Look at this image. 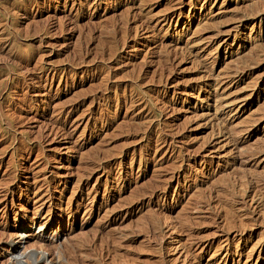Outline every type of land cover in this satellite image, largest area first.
Masks as SVG:
<instances>
[{
	"label": "rangeland",
	"instance_id": "374dc122",
	"mask_svg": "<svg viewBox=\"0 0 264 264\" xmlns=\"http://www.w3.org/2000/svg\"><path fill=\"white\" fill-rule=\"evenodd\" d=\"M263 198L264 0H0V264H264Z\"/></svg>",
	"mask_w": 264,
	"mask_h": 264
},
{
	"label": "bare ground",
	"instance_id": "6f19581e",
	"mask_svg": "<svg viewBox=\"0 0 264 264\" xmlns=\"http://www.w3.org/2000/svg\"><path fill=\"white\" fill-rule=\"evenodd\" d=\"M141 17H142V16H141ZM123 22H124V21H123ZM120 26H121V25H120ZM242 179H243V178H242ZM242 179H241V181L244 180V179H243V180H242ZM244 182H245V181H243L242 183L244 184ZM242 183H241V184H242ZM249 183L251 184V182H249ZM243 184L241 185L242 188H243ZM239 185H240V184H239ZM244 185H245V184H244ZM247 186H248V185H247ZM221 188H222V187H221ZM242 188H241V189H242ZM250 188H252V187H250ZM253 188H254V187H253ZM241 189H240V190H241ZM237 190H238V189H237ZM252 191H253V190H252ZM225 192H226V191H225ZM241 192H242V194H241V196H240V199H241L240 202L243 203V194H244V192H245V191H244V188H243V191L241 190ZM228 193H229V192H228ZM230 196H231V195H230ZM258 196H259V195H258ZM238 198H239V197H238ZM263 199H264V198H263ZM237 202H239V201H237ZM244 203H245V202H244ZM237 205H239V204H237ZM241 209H242V211H243V208H242V207H240L239 210L241 211ZM245 210H246V209H245ZM237 212H238V211H237ZM248 213H249V212H248ZM240 214H241V213H240ZM260 215H261V214H260ZM240 216H241V215H240ZM242 216H243V215H242ZM243 217H245V216H243ZM248 217H249V216H248ZM240 218H241V217H240ZM242 219H243V218L240 219V220H241V223H240L241 225L238 226V227H240V229H241V233H242V232L244 233V231H243V230H244V227H245V226H248V225H246L247 223L245 224V223H244L245 220L242 221ZM244 219H245V218H244ZM247 219H248V218H247ZM247 219H246V220H247ZM262 219H264V218H262ZM240 220H239V221H240ZM239 221H238V223H239ZM247 221H248V220H247ZM247 221H246V222H247ZM253 221H254V220H253ZM260 222H261V221H260ZM249 223H250V222H249ZM251 223H252V222H251ZM257 224H258V223H257ZM260 224L262 225V223H260ZM263 224H264V223H263ZM251 225H253V224H251ZM261 225H260V226H261ZM251 227H252V226H251ZM253 227H254V226H253ZM249 229H251V228H249ZM245 230H246V229H245ZM239 232H240V231H239ZM241 233H240V234H241ZM243 233H242V235H243ZM251 233H252V232H251ZM259 237H260V236H259ZM261 238H262V237H261ZM106 245H107V244H106ZM255 245H257V244H255ZM258 246H259V245H258ZM89 249H90V248H89ZM255 249H256V248H255ZM253 250H254V249H253ZM86 254H87V253H86ZM239 257H240V256H239Z\"/></svg>",
	"mask_w": 264,
	"mask_h": 264
}]
</instances>
